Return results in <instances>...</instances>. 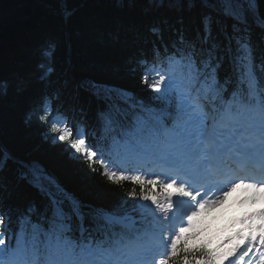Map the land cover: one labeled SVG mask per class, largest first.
Returning <instances> with one entry per match:
<instances>
[{
  "label": "snow or ice",
  "instance_id": "snow-or-ice-1",
  "mask_svg": "<svg viewBox=\"0 0 264 264\" xmlns=\"http://www.w3.org/2000/svg\"><path fill=\"white\" fill-rule=\"evenodd\" d=\"M59 2L70 18V0ZM201 3L198 40L176 29V40L165 41L160 26L150 28L152 48L136 65L154 95L92 86L103 104L95 145L59 89L40 96L28 120L42 127L46 142L110 181L130 180L139 192L133 188L111 208L94 207L39 166H24L21 178L46 204L14 207L0 181V264H264V53L257 63L251 42L255 28L264 32V0ZM55 47L50 42L44 56L54 59ZM41 68L51 83L54 68ZM11 159L0 149V172ZM114 159L138 174L109 170ZM145 169L151 174H140ZM238 191L251 210L216 247L200 242L203 218Z\"/></svg>",
  "mask_w": 264,
  "mask_h": 264
},
{
  "label": "trees",
  "instance_id": "trees-1",
  "mask_svg": "<svg viewBox=\"0 0 264 264\" xmlns=\"http://www.w3.org/2000/svg\"><path fill=\"white\" fill-rule=\"evenodd\" d=\"M68 10L70 18L59 0H0V149L12 157L0 172V181L7 187L6 203L14 207L35 204L42 210L46 204L39 189L21 178L26 165L39 166L66 192L94 207L111 208L128 200L133 188L139 192L130 180L110 181L91 172L83 161L70 159L64 146L46 142L42 127L29 122L28 112L43 93L59 89L61 103L73 121L87 122L88 140L95 145L96 117L103 104L92 86L128 89L147 100L154 93L142 81L136 58L152 48L155 36L150 28L160 26L165 41L176 40V29H182L187 39L198 40L206 8L201 0L191 5L188 0H70ZM50 42L56 45L54 59L44 56ZM251 42L258 63L264 32L255 28ZM45 62L54 68L51 83L41 79ZM119 171L128 175L127 167ZM206 228L210 226L204 217L197 231Z\"/></svg>",
  "mask_w": 264,
  "mask_h": 264
},
{
  "label": "rangeland",
  "instance_id": "rangeland-1",
  "mask_svg": "<svg viewBox=\"0 0 264 264\" xmlns=\"http://www.w3.org/2000/svg\"><path fill=\"white\" fill-rule=\"evenodd\" d=\"M116 165L117 166H124L118 160H116ZM239 218H241V217H239V216H233L232 219H230V221L227 223V227L229 228V230L227 231L226 235L230 234L233 231V229H232V225L233 224H236L238 226ZM222 230L223 229H221V227L219 225V227L214 228V230L210 233V235L212 236V238L214 240L213 242H214L215 245H217V243L220 242L221 241V238L223 237V236H220V232ZM225 264H227V262H225Z\"/></svg>",
  "mask_w": 264,
  "mask_h": 264
}]
</instances>
